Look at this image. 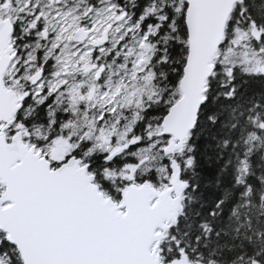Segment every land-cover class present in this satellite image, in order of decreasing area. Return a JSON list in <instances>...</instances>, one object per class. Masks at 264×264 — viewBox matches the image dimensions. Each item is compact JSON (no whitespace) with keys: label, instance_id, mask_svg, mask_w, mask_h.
Listing matches in <instances>:
<instances>
[{"label":"snow or ice","instance_id":"snow-or-ice-1","mask_svg":"<svg viewBox=\"0 0 264 264\" xmlns=\"http://www.w3.org/2000/svg\"><path fill=\"white\" fill-rule=\"evenodd\" d=\"M0 264H264V0H0Z\"/></svg>","mask_w":264,"mask_h":264},{"label":"water","instance_id":"water-1","mask_svg":"<svg viewBox=\"0 0 264 264\" xmlns=\"http://www.w3.org/2000/svg\"><path fill=\"white\" fill-rule=\"evenodd\" d=\"M224 11H225V9L223 7H218V8L213 10L211 15L214 18L219 19L224 14ZM207 19H208V14L205 13V15H204V25H205V27H206V24H207Z\"/></svg>","mask_w":264,"mask_h":264}]
</instances>
